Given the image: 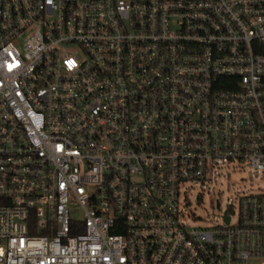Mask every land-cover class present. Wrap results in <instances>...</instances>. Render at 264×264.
<instances>
[{
  "label": "built area",
  "instance_id": "obj_1",
  "mask_svg": "<svg viewBox=\"0 0 264 264\" xmlns=\"http://www.w3.org/2000/svg\"><path fill=\"white\" fill-rule=\"evenodd\" d=\"M225 168L264 174V0H0V264H264V189L187 221Z\"/></svg>",
  "mask_w": 264,
  "mask_h": 264
},
{
  "label": "rangeland",
  "instance_id": "obj_2",
  "mask_svg": "<svg viewBox=\"0 0 264 264\" xmlns=\"http://www.w3.org/2000/svg\"><path fill=\"white\" fill-rule=\"evenodd\" d=\"M260 189H264V174L252 175L249 171L225 168L210 183H185L181 200L191 215V218H187L189 224L212 226L219 223L218 214L225 210L228 204H234L239 195Z\"/></svg>",
  "mask_w": 264,
  "mask_h": 264
},
{
  "label": "water",
  "instance_id": "obj_3",
  "mask_svg": "<svg viewBox=\"0 0 264 264\" xmlns=\"http://www.w3.org/2000/svg\"><path fill=\"white\" fill-rule=\"evenodd\" d=\"M226 220H228V219H226Z\"/></svg>",
  "mask_w": 264,
  "mask_h": 264
}]
</instances>
